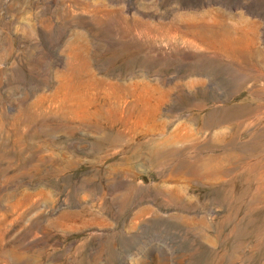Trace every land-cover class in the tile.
Segmentation results:
<instances>
[{
    "label": "rangeland",
    "instance_id": "obj_1",
    "mask_svg": "<svg viewBox=\"0 0 264 264\" xmlns=\"http://www.w3.org/2000/svg\"><path fill=\"white\" fill-rule=\"evenodd\" d=\"M0 264H264V0H0Z\"/></svg>",
    "mask_w": 264,
    "mask_h": 264
}]
</instances>
